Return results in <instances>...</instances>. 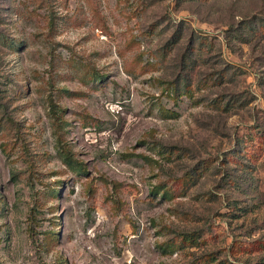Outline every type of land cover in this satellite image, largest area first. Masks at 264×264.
I'll return each mask as SVG.
<instances>
[{"label":"rangeland","instance_id":"rangeland-1","mask_svg":"<svg viewBox=\"0 0 264 264\" xmlns=\"http://www.w3.org/2000/svg\"><path fill=\"white\" fill-rule=\"evenodd\" d=\"M261 16L0 0V264H264Z\"/></svg>","mask_w":264,"mask_h":264},{"label":"trees","instance_id":"trees-1","mask_svg":"<svg viewBox=\"0 0 264 264\" xmlns=\"http://www.w3.org/2000/svg\"><path fill=\"white\" fill-rule=\"evenodd\" d=\"M258 19L259 20L257 23L255 22L253 23V21H250L249 19L247 20L245 19L244 21H241L239 25L237 26L231 25V27L235 32H237L238 36L243 38V40L247 39V37H243L244 33L251 35V36H255L259 34L264 35V16L258 17ZM176 84L177 83L175 81L171 82V87H173V91L179 88ZM184 91L187 92L186 89ZM49 101H50L51 107L53 108V106L55 105V102L52 99H50ZM51 112L52 113L55 112L54 108L51 110ZM54 116H55L54 120L56 121V124L54 126V132L56 134L57 146H58L59 151L63 154L62 157H63L64 162H66L69 165L73 164L78 169H81V170L84 169L83 164L77 161V159H75L71 148L65 143V141L62 138L63 124L61 122L63 121V119L60 120L59 115L55 114ZM189 178H191L190 175L184 180L187 181Z\"/></svg>","mask_w":264,"mask_h":264}]
</instances>
